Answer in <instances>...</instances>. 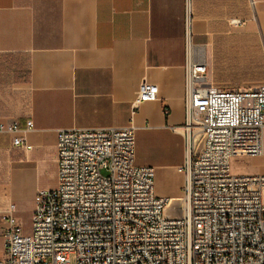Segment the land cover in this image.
<instances>
[{
	"label": "crops",
	"instance_id": "crops-1",
	"mask_svg": "<svg viewBox=\"0 0 264 264\" xmlns=\"http://www.w3.org/2000/svg\"><path fill=\"white\" fill-rule=\"evenodd\" d=\"M192 59H204L210 86L264 85V0H193L189 36L185 0H0V120L19 131L0 135V261L1 213L14 203L29 234L36 195L53 190L40 179L50 173L58 185L62 130L133 125L136 165L155 170L156 196L182 216L188 151L175 130ZM145 81L158 100L135 108ZM16 137L32 150L13 148Z\"/></svg>",
	"mask_w": 264,
	"mask_h": 264
},
{
	"label": "built area",
	"instance_id": "built-area-1",
	"mask_svg": "<svg viewBox=\"0 0 264 264\" xmlns=\"http://www.w3.org/2000/svg\"><path fill=\"white\" fill-rule=\"evenodd\" d=\"M185 2L189 36L193 0ZM158 96L145 81L133 106ZM185 106V124L175 130L188 151L181 217L169 216L170 200L156 196L155 170L136 165L133 125L62 130L58 187L36 195L31 232L14 203L1 213L0 264H264V174L231 172L234 158H264V85L210 86L204 59H192ZM17 133V124L0 120V135ZM12 146L32 150L24 137Z\"/></svg>",
	"mask_w": 264,
	"mask_h": 264
},
{
	"label": "rangeland",
	"instance_id": "rangeland-1",
	"mask_svg": "<svg viewBox=\"0 0 264 264\" xmlns=\"http://www.w3.org/2000/svg\"><path fill=\"white\" fill-rule=\"evenodd\" d=\"M252 165H255L256 168H259L260 171L264 173V158L248 160L245 158H234L231 162V172L233 175H248L253 174L251 171ZM40 185L43 188H52L53 190L57 189V178L47 174L40 179Z\"/></svg>",
	"mask_w": 264,
	"mask_h": 264
}]
</instances>
